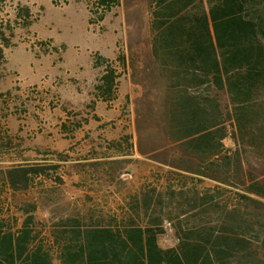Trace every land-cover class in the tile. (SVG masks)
I'll list each match as a JSON object with an SVG mask.
<instances>
[{"label": "trees", "instance_id": "trees-1", "mask_svg": "<svg viewBox=\"0 0 264 264\" xmlns=\"http://www.w3.org/2000/svg\"><path fill=\"white\" fill-rule=\"evenodd\" d=\"M149 1L151 44L164 84L159 114L167 147L175 149L164 161L169 166L164 183L146 211L138 193L116 186L122 182L119 163L99 169L102 173L89 171L90 179L101 181L97 188L85 171V225H147L143 252L87 264H264V0ZM119 2L97 5L109 10ZM22 11L25 24H31V8ZM5 24L3 19L0 67L9 45ZM115 78L109 73L99 86L105 98ZM3 94L0 81V98ZM229 135L236 141L233 149L225 145ZM108 148L131 153L120 141ZM117 194L122 201L115 206L110 198ZM164 222L174 231V246H161L152 229ZM0 264H16L13 233L3 229Z\"/></svg>", "mask_w": 264, "mask_h": 264}, {"label": "rangeland", "instance_id": "rangeland-1", "mask_svg": "<svg viewBox=\"0 0 264 264\" xmlns=\"http://www.w3.org/2000/svg\"><path fill=\"white\" fill-rule=\"evenodd\" d=\"M97 1L7 0L0 5V23L5 20L9 43L4 46L7 62L0 67L4 92L0 98V167L53 162L58 156L46 152H64L72 155L69 160L94 159L84 170L88 171V183L97 188L101 181L90 179L89 171L102 173L99 169L119 163L122 182L116 186L138 193L146 211L164 183L169 168L164 161L175 149L167 147L159 114L163 111L164 84L157 77L151 44L150 1L120 0L109 10ZM25 5L33 13L29 25L22 11ZM46 32L64 43L46 38ZM65 46L71 53L88 54L97 70L95 78H83L66 64L55 72L50 66L33 72L38 60L50 51L62 63ZM112 72L115 84L105 98L99 86L105 85L106 75ZM112 106L121 115L101 114ZM111 141H120L131 153L114 154L108 148ZM225 145L233 149L236 141L229 135ZM93 150L99 156H93ZM104 193L100 195L102 202ZM120 196L110 198L111 203L116 206L122 201ZM146 226L143 223L134 233L138 235ZM162 226L164 240L171 241L170 224ZM130 231L112 228L113 233Z\"/></svg>", "mask_w": 264, "mask_h": 264}, {"label": "crops", "instance_id": "crops-1", "mask_svg": "<svg viewBox=\"0 0 264 264\" xmlns=\"http://www.w3.org/2000/svg\"><path fill=\"white\" fill-rule=\"evenodd\" d=\"M45 37L57 44L64 43L49 32ZM49 53L38 60L33 72H43L48 66L55 72L61 64H66L83 78H95L97 70L91 65L88 54L71 53L65 46L64 60L60 63L56 53ZM82 93L81 97L85 95ZM111 113L121 115L115 107L101 114ZM93 161L80 158L0 167V229L13 233L16 264H87L145 250L146 228L139 230L138 235L134 233L141 225H85L83 177L84 169ZM112 228H131L132 231L113 233ZM169 232L174 241L167 245L160 243L163 247L177 242L172 228ZM92 242L96 246L94 250Z\"/></svg>", "mask_w": 264, "mask_h": 264}, {"label": "bare ground", "instance_id": "bare-ground-1", "mask_svg": "<svg viewBox=\"0 0 264 264\" xmlns=\"http://www.w3.org/2000/svg\"><path fill=\"white\" fill-rule=\"evenodd\" d=\"M152 229L158 234V237L160 239V243L162 245H167L168 243H172L174 241L173 239L171 241L170 240H164L165 235H166V233H165L166 230H165L164 226L157 224V225H154L152 227ZM95 248H96V246H95L94 242H92L91 249L94 250Z\"/></svg>", "mask_w": 264, "mask_h": 264}]
</instances>
